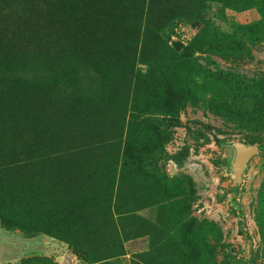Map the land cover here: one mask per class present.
Instances as JSON below:
<instances>
[{"label": "rangeland", "instance_id": "374dc122", "mask_svg": "<svg viewBox=\"0 0 264 264\" xmlns=\"http://www.w3.org/2000/svg\"><path fill=\"white\" fill-rule=\"evenodd\" d=\"M0 264H264V0H0Z\"/></svg>", "mask_w": 264, "mask_h": 264}, {"label": "water", "instance_id": "95a60500", "mask_svg": "<svg viewBox=\"0 0 264 264\" xmlns=\"http://www.w3.org/2000/svg\"><path fill=\"white\" fill-rule=\"evenodd\" d=\"M233 146L236 150V155L232 170L236 182L238 183L241 181L247 162L251 157L258 153L259 147L257 145H247L242 142H235L233 143Z\"/></svg>", "mask_w": 264, "mask_h": 264}, {"label": "trees", "instance_id": "16d2710c", "mask_svg": "<svg viewBox=\"0 0 264 264\" xmlns=\"http://www.w3.org/2000/svg\"><path fill=\"white\" fill-rule=\"evenodd\" d=\"M243 110L245 111V109H243ZM244 111H243V114L245 113Z\"/></svg>", "mask_w": 264, "mask_h": 264}]
</instances>
